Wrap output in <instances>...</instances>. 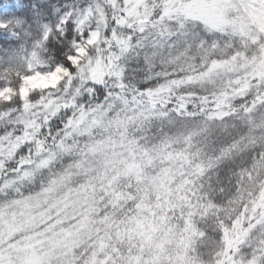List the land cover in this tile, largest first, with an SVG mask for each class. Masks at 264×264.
Listing matches in <instances>:
<instances>
[{
	"label": "clouds",
	"instance_id": "clouds-1",
	"mask_svg": "<svg viewBox=\"0 0 264 264\" xmlns=\"http://www.w3.org/2000/svg\"><path fill=\"white\" fill-rule=\"evenodd\" d=\"M123 2L0 3V264H264V0Z\"/></svg>",
	"mask_w": 264,
	"mask_h": 264
},
{
	"label": "rangeland",
	"instance_id": "rangeland-1",
	"mask_svg": "<svg viewBox=\"0 0 264 264\" xmlns=\"http://www.w3.org/2000/svg\"><path fill=\"white\" fill-rule=\"evenodd\" d=\"M192 3L201 5V7H193L192 13L197 16H207L211 19L218 18V12L214 4V0H191Z\"/></svg>",
	"mask_w": 264,
	"mask_h": 264
},
{
	"label": "snow or ice",
	"instance_id": "snow-or-ice-1",
	"mask_svg": "<svg viewBox=\"0 0 264 264\" xmlns=\"http://www.w3.org/2000/svg\"><path fill=\"white\" fill-rule=\"evenodd\" d=\"M117 3L120 5L121 8L125 7L123 0H117ZM192 8L193 7H201V5L198 4H194L191 2ZM103 6V5H102ZM90 16H96V17H100L101 16V12L96 8V7H92L89 9H86L83 16L81 17V23L86 22V20L90 17ZM202 19H205L206 22L212 23L213 19L207 17V16H199ZM7 91V90H5Z\"/></svg>",
	"mask_w": 264,
	"mask_h": 264
},
{
	"label": "trees",
	"instance_id": "trees-1",
	"mask_svg": "<svg viewBox=\"0 0 264 264\" xmlns=\"http://www.w3.org/2000/svg\"><path fill=\"white\" fill-rule=\"evenodd\" d=\"M0 3H3V0H0ZM5 12V9L4 8H0V16H2ZM3 192V187L0 186V194H2ZM0 211H2V209H0ZM69 218L68 217H65L64 220L67 221Z\"/></svg>",
	"mask_w": 264,
	"mask_h": 264
}]
</instances>
